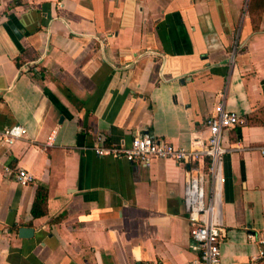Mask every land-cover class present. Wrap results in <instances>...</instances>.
<instances>
[{
	"label": "crops",
	"instance_id": "1",
	"mask_svg": "<svg viewBox=\"0 0 264 264\" xmlns=\"http://www.w3.org/2000/svg\"><path fill=\"white\" fill-rule=\"evenodd\" d=\"M219 105L247 118L223 133L220 264H264V0H0V127L27 129L0 144V264H189L187 165L93 146H198Z\"/></svg>",
	"mask_w": 264,
	"mask_h": 264
},
{
	"label": "built area",
	"instance_id": "2",
	"mask_svg": "<svg viewBox=\"0 0 264 264\" xmlns=\"http://www.w3.org/2000/svg\"><path fill=\"white\" fill-rule=\"evenodd\" d=\"M237 44L234 43L229 53L231 61L236 54ZM244 120L236 111L219 105L205 119L208 130L205 142L189 147L176 146L148 131L136 132L128 145L103 143V136L97 135L98 143L93 146V150L98 155L122 157L145 165L154 158H171L187 165L183 204L189 235L197 248L189 264H220L224 229L221 211L225 179L223 162L226 152L230 150L223 144V133L225 129L241 124ZM26 133V127L20 123L0 127V144L9 147ZM5 173L21 185H27L34 179L33 174L21 166H5ZM254 241L258 245L256 257H264V230L255 234Z\"/></svg>",
	"mask_w": 264,
	"mask_h": 264
},
{
	"label": "trees",
	"instance_id": "3",
	"mask_svg": "<svg viewBox=\"0 0 264 264\" xmlns=\"http://www.w3.org/2000/svg\"><path fill=\"white\" fill-rule=\"evenodd\" d=\"M16 64L19 65L18 57H15ZM247 121V118L245 117ZM47 185L43 182L36 184L35 195L30 207L33 217L43 215L46 212Z\"/></svg>",
	"mask_w": 264,
	"mask_h": 264
},
{
	"label": "water",
	"instance_id": "4",
	"mask_svg": "<svg viewBox=\"0 0 264 264\" xmlns=\"http://www.w3.org/2000/svg\"><path fill=\"white\" fill-rule=\"evenodd\" d=\"M32 227L21 226L19 227V235L27 236L32 232Z\"/></svg>",
	"mask_w": 264,
	"mask_h": 264
}]
</instances>
